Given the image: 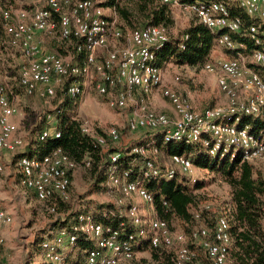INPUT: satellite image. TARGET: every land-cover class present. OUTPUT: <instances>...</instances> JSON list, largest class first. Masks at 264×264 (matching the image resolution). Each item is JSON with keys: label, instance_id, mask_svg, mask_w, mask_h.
<instances>
[{"label": "built area", "instance_id": "obj_1", "mask_svg": "<svg viewBox=\"0 0 264 264\" xmlns=\"http://www.w3.org/2000/svg\"><path fill=\"white\" fill-rule=\"evenodd\" d=\"M27 1L32 10L18 11L14 21L11 12L0 7L4 29L9 36L7 43L26 59V65L19 71V81L27 95L52 98L64 81L74 78L67 93L79 99L83 89L78 78H88L94 71L97 75L94 86L97 94L107 97V103L113 109L130 110L126 123L128 132L158 131L162 133L164 143L178 140L201 142L210 156L216 153L223 156L237 150L241 152L242 161L252 162L264 156V135H253L247 127L238 126L241 116H253L264 121V81L254 69L246 67L241 53L216 64L204 65L207 73L217 77L218 87L227 101L223 107L195 112L186 99L163 85L162 68L156 66L154 51L169 40L164 27L148 26L123 33L117 19L107 17L106 9L93 0ZM156 1L170 8H181L193 14L198 23L211 31H220L216 43L227 50L236 49L237 45L230 35L239 33L241 28L240 20L230 16L229 3H234L248 17L264 21V0ZM248 30L256 45L264 44V29L250 25ZM36 33L50 36L58 33L61 40L74 41L77 53H85L82 63L67 62L58 54L46 50L36 42ZM121 39L128 44L109 50L111 42ZM101 50L107 53L99 63L97 55ZM251 58L253 64L264 65V50L255 49ZM174 80L177 82L179 78ZM237 89L248 92L250 96L239 100ZM156 90L172 107L173 119L149 108ZM17 113L6 88L0 85V149L6 152H14L23 145L13 121ZM80 122L82 132L99 145H105L107 139L113 143L120 140L117 128L108 129L104 136L91 122ZM204 136L210 138L203 139ZM48 137L57 139L59 133L55 128H45L39 134L41 141ZM128 154L144 158L140 177L129 181L127 174L119 176L112 168L104 184V193L112 199L111 204L130 220L135 228L134 234L120 240L117 231L105 232L92 215L79 214L69 228L60 229L42 241L40 250L45 263L70 264L67 262L68 254L75 250L78 236H83L92 242L93 247L87 250L80 264H132L136 255L134 246L143 242L152 249L162 247L173 250L174 264H201L194 261V254L187 247V237L171 232L165 221L154 217L153 197L144 187L147 178L163 176L171 180L177 172L195 182L196 169L185 156L171 155L168 157L169 166L161 170L162 165L156 158L160 152L152 145L134 147ZM120 157V153H115L109 158L115 163ZM15 164L23 187L38 203L44 204L56 196L69 201L70 174L76 165L60 148L41 158L20 157ZM262 177L264 180V173ZM138 202L146 206V211L140 208ZM208 208L205 206V209ZM50 210L54 211L53 208ZM195 218L199 219V215L196 214ZM11 222L10 214L0 210V229ZM229 229V220L223 215L212 229L202 226L191 233V240L200 247L208 264H230ZM0 264L5 262L0 260Z\"/></svg>", "mask_w": 264, "mask_h": 264}, {"label": "trees", "instance_id": "obj_2", "mask_svg": "<svg viewBox=\"0 0 264 264\" xmlns=\"http://www.w3.org/2000/svg\"><path fill=\"white\" fill-rule=\"evenodd\" d=\"M192 1V0H187ZM124 3V4H123ZM102 7L105 9L113 8L118 16L119 29L123 33L129 30L140 29L148 26H162L165 29L171 23L169 16V7L160 4L156 0H106ZM228 8L232 18H238L241 22L240 32L231 34L232 41L237 45L235 50H227L224 47L218 46L216 40L220 31H211L206 26L193 22L188 26L183 33L176 38H169L159 49L155 50L156 66L162 68L165 64L173 62L179 66H199L210 59V54L217 47L223 48L229 58L236 57L237 53L247 54L255 49L264 50V44L256 45L249 37L248 28L250 25L260 26L264 29V21L256 18L248 17L242 10L237 8L234 3H229ZM1 17V15H0ZM2 19V17H1ZM3 29H4V21ZM167 30V29H166ZM5 31V29H4ZM168 32V31H167ZM6 34V32H5ZM7 36V42L9 36ZM74 55V63L81 64L84 58V51L77 53L75 42H69ZM10 47V46H9ZM62 52V50H58ZM60 56V55H59ZM102 60L99 61V63ZM73 63V64H74ZM26 65V64H25ZM24 65V66H25ZM256 67H264V65H256ZM264 81V70L259 71L253 68ZM19 77V76H18ZM15 80L11 76L8 82L10 95L20 96L26 94L23 87L20 85L19 78ZM72 79H67L59 87V93L62 100L61 110L56 109L46 118H52L54 128L59 133V138L48 137L46 140H39L40 132L45 128L36 129L37 136H34L21 153L20 157L41 158L49 154L54 149L60 148L62 152L75 163L76 167L80 166L88 169L92 177V185L90 193H97L105 190L104 184L107 180V175L112 168L116 169V174L123 176L127 174V180L134 181L140 177L143 168L144 158L138 154H128L132 148L137 146L149 147L155 146L160 154H164L167 158L171 155H183L190 160L196 170H207L216 172L230 187V205L231 213L216 212L212 213L211 208L203 204L197 207L191 197V184L193 190L200 189L204 184L203 180L196 179L192 182L189 177L175 174L171 180L165 179L163 176L156 178H147L144 182V187L153 197V215L156 219L163 220L167 223L171 232L182 233L187 237V247L194 254V261H199L201 264H208L200 247L196 245L190 238L191 233L202 226L212 229L215 226L217 219L220 216L226 215L230 225L231 245L229 251L230 264H264V180L262 174L255 171L254 166L248 161H242L241 152L239 150L229 152L221 156L216 153L210 156L203 148L201 142L189 143L185 140L163 142V135L158 131H140V136L136 138L132 144L125 148L115 147L117 143H113L107 139L105 145H99L92 137L84 134L81 130V122L71 119L69 116H64V111H72L77 99L67 93V89L72 82ZM80 81L81 78H78ZM5 88L6 85L2 84ZM8 96V98H9ZM239 127H247L253 135H264V121L253 116H241L238 123ZM127 130V128H126ZM120 132V131H119ZM105 136V132L102 133ZM121 137V135H120ZM210 138L204 136L203 139ZM120 153L121 157L117 162L112 163L110 155ZM73 170V172L75 171ZM163 170V167H161ZM70 174V182L72 174ZM71 187V184H70ZM70 195V190H69ZM71 201H63L58 196L44 203L46 211L52 216H57L49 225V232L54 234L60 229L69 228L74 219L79 214H90L93 218L103 226L104 231H117L119 239L124 240L127 235L134 234L135 228L130 223V220L119 212L113 204L99 205L91 211L86 209V206L68 208ZM192 205L196 207L192 211ZM208 206V209H205ZM88 207V206H87ZM54 209L51 212L50 209ZM199 215V219L195 215ZM172 220H178L187 231H174L171 227ZM50 233V236H52ZM50 236H45L43 239L35 241V245L40 247L42 241ZM146 242L134 246V251L137 252L143 249ZM93 244L83 236H78L75 250L71 253L72 256L67 258L70 264H80L87 250L91 249ZM193 247V248H192ZM152 256L155 260L159 257H166L164 248L159 247L154 249ZM158 252H163L158 254ZM37 254V253H36ZM34 252H29L23 264H35L33 262ZM171 255L170 262L168 258H164L166 264H174ZM134 260L132 261V264ZM37 264V263H36ZM40 264H47L45 262ZM190 264V263H188Z\"/></svg>", "mask_w": 264, "mask_h": 264}, {"label": "rangeland", "instance_id": "obj_3", "mask_svg": "<svg viewBox=\"0 0 264 264\" xmlns=\"http://www.w3.org/2000/svg\"><path fill=\"white\" fill-rule=\"evenodd\" d=\"M93 1L101 5L106 0ZM0 7L11 12L13 21L16 19L18 11L23 10L30 12L32 10V5L27 0H0ZM168 9L171 18V23L168 25V28H166L169 38L179 37L188 26L197 21L193 14L181 8L169 7ZM112 11L111 9V12ZM105 13L109 15L107 10ZM54 35V45L51 43L50 39L46 38L52 37L50 35L37 34V38L45 41L44 46L42 45L43 48L50 51L53 49L52 47H54L55 50L53 53L60 55L67 62L74 63L71 44L61 40L58 33ZM117 42L119 41L110 43L112 49L120 47ZM120 44L124 43L120 42ZM58 50H62V52ZM106 53V50H102L101 53H99L100 58L104 57ZM227 55V52L223 48L217 47L211 59L199 66H186L185 68H181L179 65L172 62L170 68L166 69V74L173 81H175L174 79L176 77H178L179 80L177 82L175 81V85L169 88L186 99L195 112L225 106L227 100L224 101L225 95L218 87L217 77L207 73L204 70V65L206 63L216 64L220 60H227ZM241 55L246 67L251 69L255 68L259 71L264 70V67H256L253 64L250 53H242ZM25 64L26 59L22 54L18 50L9 47L7 36L3 29V22L0 17V85H6L8 96L10 94L8 82L11 76H13L15 80H18L19 71ZM211 78H214L215 81L209 80ZM96 81L97 75L94 71H92L88 78H81L80 83H82L83 94L77 99L72 111H64L63 115L69 116L76 121L86 120L91 122L94 124L98 133H104L110 128H117L120 131L121 137L119 143L115 147L125 148L132 144L141 134L139 132L130 133L126 130V123L130 110L111 108L107 103L108 98L98 95L95 91L94 86ZM156 91L155 93H158L159 101L169 104V102ZM237 96L239 100H245L250 94L241 89H237ZM9 100L18 111V115H16L19 120L17 123V135L22 138L23 145L14 152H6L0 149V166L2 168L0 172V210L10 214L12 218V222L9 225L0 229V238L2 239V243L0 244V260L5 262V264H23L27 254H29V252H34L35 256L33 257V262L35 264H40L45 262V260L40 247L35 245V241L40 240V238L43 239L45 236H50V233L52 234V232L48 231L49 225L57 216L49 214L44 204L38 203L33 195L26 191L21 183V175L15 163L18 156L25 151L29 141L34 136H37L35 131L38 132V130L36 129H40L41 127L54 128L53 119L46 117L52 114L56 109H61L62 100L59 89L56 90V95L52 98H41L39 95L35 94H22L20 96L10 95ZM202 100L207 102L205 109L198 110L193 108V101L198 103L202 102ZM149 108L157 113H162L153 107L151 100ZM163 114L173 119L172 115ZM4 156L7 157L3 158ZM156 158L162 167L169 166V160L164 154H159ZM250 163L254 166L258 174L264 173V156ZM194 178L204 181L202 187L197 190H193L191 184L188 185V187L191 188V197L197 207L206 204L211 208L212 213L221 211L231 213L230 187L216 172L195 170ZM71 180V201L69 206H67L68 208L74 210V208L79 207V205H84L88 211H91L96 206L111 204L112 199L108 197L103 190L97 193H90L92 177L88 169L80 166L73 172ZM138 204L140 208L146 211V206L143 205V203L138 202ZM192 206L193 211L196 207H194V205ZM171 227L174 231H187V228L178 220H172ZM154 251V249L145 245L143 249L136 252L133 264H166L164 261L166 257L168 258L167 262H170L173 250H164L166 252H164L165 254L163 255L166 257H159L160 259L158 260H155L152 256V252ZM161 253L163 252H158L160 256ZM70 256L72 255L68 254V257Z\"/></svg>", "mask_w": 264, "mask_h": 264}, {"label": "crops", "instance_id": "obj_4", "mask_svg": "<svg viewBox=\"0 0 264 264\" xmlns=\"http://www.w3.org/2000/svg\"><path fill=\"white\" fill-rule=\"evenodd\" d=\"M111 9H112L114 12H113V11L111 12ZM111 9H106V10L108 11L109 15H107L106 13H105V15H107V17L117 19V23H118V25H119V20H118L117 13H116V11H115L113 8H111ZM106 10H105V11H106ZM37 34H42V33H36V34H35V40H36V42H38L39 44H41V45L44 46L45 41H44L43 39H40V38L38 39V38H37ZM54 36H55V35H54ZM54 36H52V37H46V38L50 39L51 43L53 44V43H54L53 39H55ZM113 42H114V41H113ZM120 42H123L124 44H120ZM117 44L120 45V46H125V45H127L128 43H127L126 40L121 39V40H119V42H117ZM53 45H54V44H53ZM51 46H52V45H51ZM52 48H53V49H51L50 51L54 52L55 48H54V47H52ZM109 49H112L111 44H110V48H109ZM101 51H102V50H101ZM101 51H99V52H98V55H97V61H98V62H99L100 60L103 59V57L100 58V54H99V53H101ZM214 51H215V50H214ZM214 51L212 52V54H210V59H211V57H212ZM227 57L229 58V55H227ZM171 63H172V62L167 63V64H165L164 67H162V71H163V85L166 86V87H172V86L175 85V81L171 80V78L168 77L167 74H166V69L170 68V66L172 65ZM176 66H177V65H176ZM180 67H181V68H185L186 66H180ZM209 80H211V81H213V82L215 81L214 78H211V79H209ZM156 92H159V90H157ZM159 93H160V92H159ZM225 100H226V99H225V96H224V101H225ZM151 103H152L153 107H154L155 109H157L159 112H162V113H166V114L172 115V117L175 116V115H174V112H173V109H172V107H171L169 104H167V103H163V102L159 101L158 93H155V92H154V94L152 95V98H151ZM192 105H193V108H195V109L203 110V109H205V106L207 105V102H204V101L202 100V102L195 103V102L193 101V102H192ZM208 105H209V103H208ZM16 115H18V114H16ZM16 115L13 117V121H14V123H15L16 126H17V123H18L19 120H18V117H16ZM6 157H7V156H6ZM6 157L4 156L3 158H6Z\"/></svg>", "mask_w": 264, "mask_h": 264}]
</instances>
